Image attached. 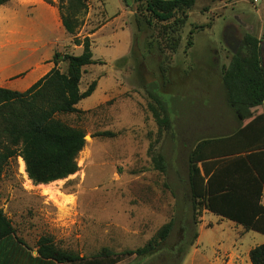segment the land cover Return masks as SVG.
I'll return each instance as SVG.
<instances>
[{
    "label": "rangeland",
    "instance_id": "obj_1",
    "mask_svg": "<svg viewBox=\"0 0 264 264\" xmlns=\"http://www.w3.org/2000/svg\"><path fill=\"white\" fill-rule=\"evenodd\" d=\"M186 12H175L179 27L174 19H153L145 1H88L76 37L91 39L95 63L86 66L79 89L97 86L76 106L80 113L59 117L86 135L78 171L36 185L23 159L14 157L0 177V207L29 246L49 236L58 248L86 258L104 248L122 253L143 248L173 221L153 258L132 256L121 264H251L249 253L264 244L263 234L206 210L194 224L187 158L198 140L229 135L246 122L228 105L222 74L245 35L264 33V0H196L188 18ZM70 37L61 53L81 55ZM152 96L170 117L161 132ZM257 140L264 143V128ZM158 155L166 172L154 166Z\"/></svg>",
    "mask_w": 264,
    "mask_h": 264
},
{
    "label": "trees",
    "instance_id": "obj_2",
    "mask_svg": "<svg viewBox=\"0 0 264 264\" xmlns=\"http://www.w3.org/2000/svg\"><path fill=\"white\" fill-rule=\"evenodd\" d=\"M9 1L0 0V6ZM58 1L63 26L74 37L75 45L82 46L83 53L77 56L56 52L55 67L25 92L0 88V177L14 157L23 159L26 173L36 185L50 184L78 171L77 158L86 145V135L59 117L80 113L76 106L92 95L97 86L93 82L85 92L79 89L84 67L95 63L91 39L76 37L89 0ZM139 1H145L146 10L153 19L160 22L174 19L173 25L179 27L180 19L175 18L177 9L182 7L189 12L196 2ZM261 42L262 38L245 35L222 74L227 103L246 122L229 135L198 140L188 153L187 181L195 225L198 212L206 210L264 235V145L243 152L250 143L258 141V130L264 128V114H259L258 110L264 107ZM178 45L177 39L168 47L176 51ZM60 56H63L62 62L67 63L65 71L58 66ZM152 99L155 105L151 104L150 109L161 132L170 127V117L164 103L156 97ZM153 162L157 170L166 172L167 164L162 155L154 157ZM172 229L173 221L143 248L122 253L104 248L92 258L58 248L49 236L40 237L36 249L41 261L57 264H121L132 256L153 258ZM8 239H16L24 245L0 207V242ZM249 258L251 264H264V244L254 247Z\"/></svg>",
    "mask_w": 264,
    "mask_h": 264
},
{
    "label": "crops",
    "instance_id": "obj_3",
    "mask_svg": "<svg viewBox=\"0 0 264 264\" xmlns=\"http://www.w3.org/2000/svg\"><path fill=\"white\" fill-rule=\"evenodd\" d=\"M56 3V0H11L0 6V88L27 91L55 67V53L68 50L71 37L63 26ZM123 12L126 13L125 10ZM56 32L61 38L50 40L49 35ZM257 38H262L260 46L264 66V33ZM58 44L60 47L56 49ZM258 110L259 114H264L263 106ZM257 144L258 142L250 143L243 152L264 145ZM262 203L264 204V195ZM0 264L57 263L41 261L36 246L31 247L26 242L22 245L16 239H8L0 242Z\"/></svg>",
    "mask_w": 264,
    "mask_h": 264
},
{
    "label": "bare ground",
    "instance_id": "obj_4",
    "mask_svg": "<svg viewBox=\"0 0 264 264\" xmlns=\"http://www.w3.org/2000/svg\"><path fill=\"white\" fill-rule=\"evenodd\" d=\"M22 165L24 166V162H22ZM48 194H51L52 192L49 190L47 191Z\"/></svg>",
    "mask_w": 264,
    "mask_h": 264
},
{
    "label": "water",
    "instance_id": "obj_5",
    "mask_svg": "<svg viewBox=\"0 0 264 264\" xmlns=\"http://www.w3.org/2000/svg\"><path fill=\"white\" fill-rule=\"evenodd\" d=\"M163 1H174V0H163ZM61 58H63V57H61Z\"/></svg>",
    "mask_w": 264,
    "mask_h": 264
}]
</instances>
